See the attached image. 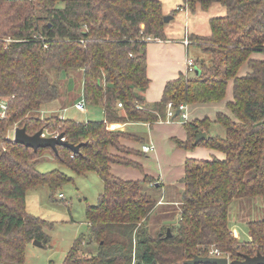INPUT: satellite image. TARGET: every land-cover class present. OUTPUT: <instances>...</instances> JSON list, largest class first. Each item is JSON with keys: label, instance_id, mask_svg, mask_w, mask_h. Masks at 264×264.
I'll return each instance as SVG.
<instances>
[{"label": "trees", "instance_id": "16d2710c", "mask_svg": "<svg viewBox=\"0 0 264 264\" xmlns=\"http://www.w3.org/2000/svg\"><path fill=\"white\" fill-rule=\"evenodd\" d=\"M184 4L205 11L219 4L226 15L209 20L210 35L191 36L209 57L207 63L199 62L200 74H181L168 82L162 100L149 107L144 97L150 85L147 45L166 40L161 1L0 0V100L7 106L5 117L0 116V264H25L34 241L49 247V226L27 213L26 193L41 185L54 193L73 177L60 170L38 171L46 150L75 175L96 172L104 183L97 204L86 210L89 234L73 243L62 264H185L195 256L209 257L212 247L231 261L264 254V220L249 222L250 238L240 241L228 217L235 200H264V59L254 58V53H264V0ZM242 67L245 75H240ZM51 71L69 78L80 72L86 105L101 108L105 120L40 117L42 106L60 98ZM230 82V115L186 123L188 139L176 141L181 149L206 147L223 157L186 159L178 221L151 236L145 224L156 203L142 186H153L154 179L125 181L112 173L113 165L142 169L113 151L122 152L121 139L143 140L111 132L108 125L152 126L166 117L170 102L176 109L180 104H218ZM212 123L222 126L223 137L209 135ZM14 128H25L31 136L40 130L46 137L64 134L70 144L83 146L78 154L62 146L57 154L50 148L35 152L9 137ZM201 131L208 139L195 144Z\"/></svg>", "mask_w": 264, "mask_h": 264}, {"label": "rangeland", "instance_id": "374dc122", "mask_svg": "<svg viewBox=\"0 0 264 264\" xmlns=\"http://www.w3.org/2000/svg\"><path fill=\"white\" fill-rule=\"evenodd\" d=\"M159 1L163 4V10L166 16L173 17V19L166 24V39L169 38L180 41L181 38H186L189 34L191 36H208L211 32L209 20L211 18L223 17L226 15V10L219 4H215L205 11L200 7H196L195 10H189L185 7L184 0ZM191 36L189 40H191ZM152 41L157 40L150 41L155 44ZM188 57L189 60L197 62L198 64L199 62H202V60L207 63L209 59V57L202 52L201 47L195 43L191 44ZM254 57L257 59H264V53H254ZM242 73H244L243 70L240 75H243ZM193 74L195 75V73L189 72L190 78L194 76ZM49 75L60 90V98L53 103L57 104L58 107L60 106V109L67 106L69 107L67 112L63 114L66 119L78 122L103 120L101 108L89 107L86 105V112H80L75 108L77 100L74 99L76 98V93L79 92L77 90H71L70 86H72V84L70 80L75 77L76 86L79 87L78 73L72 75L71 78L64 75L57 76L54 71H51ZM231 85L232 82L228 85L229 94H231ZM226 99L231 100L228 99V96H226ZM223 112L228 113V110L223 103L191 107L188 111L190 119L188 120V123L196 118L202 119L205 117L210 118L211 121H213L216 118L217 113ZM39 115L42 118H46L51 114L40 113ZM164 118L166 119V117ZM160 121L153 124L154 128L160 126L158 124L166 125ZM184 123L185 122L181 118H177V122L173 123L181 130L180 133L176 134L177 138L175 140L170 139L168 142L162 133L160 137L156 135L159 137L160 151H164L166 154L164 155V160L156 158L154 152H151L150 154H145L144 156L139 157L138 160L142 163V169H136L134 167H122V169L120 168L121 166H115L113 169L114 176L118 178L122 177V179L131 178L143 180L145 179V176H148L146 174L149 173L152 176H150L151 178L158 180L161 177V173H165L166 176L172 175L171 170H176L178 172L179 169H182L181 172H183L184 169L185 172V161L183 160V162L182 158L176 153V148H179L176 141L181 140L182 132H185ZM149 126L145 125V123H140L132 125L128 129L131 133L139 135L142 140L148 142L147 137L151 133ZM14 131L15 128L9 132V137L13 140L15 135ZM208 131L210 136L219 135L223 137L225 134L222 126L217 123H212L211 126H209ZM124 140L125 139L120 140L122 147L124 149L133 150L123 143ZM142 142H134L135 147L140 149L143 146ZM168 143L173 144L175 148H168ZM205 148L206 147L199 148V156L202 153L206 156L208 155ZM124 149L122 152L116 150L113 151L114 155L120 156L133 163H137L136 156L128 154V151ZM117 168H120V170L118 171ZM37 170L41 173L60 170L67 176L73 177V181L64 184L61 188L54 191V193H52L46 185H41L27 191L26 211L28 214L37 217L48 224L49 228L45 229V232L50 238V244L47 248H40L33 244L29 245L26 252L25 264H62L68 251L73 246V243L82 235L87 236L89 234L86 210L88 207L97 204L99 196L104 191V183L96 172L77 176L68 168L58 165L53 153L48 150L44 151V154L37 165ZM175 185L177 186H170L164 189L157 188L156 186L147 183H144L142 186V191L150 196L151 200L156 203L154 209L150 213L149 220L145 224L148 233L153 237H156L160 232L165 231L166 226H171L166 225V221L164 220L178 221L181 206L178 204L174 205V203L175 201H180L181 194L178 192V181ZM160 200L162 201L161 204L159 203ZM228 217L229 227L237 233L239 240L248 241L250 236L247 224L252 221L264 220V200L262 198L235 200L229 207ZM157 232L158 234H156Z\"/></svg>", "mask_w": 264, "mask_h": 264}, {"label": "crops", "instance_id": "0c3cea01", "mask_svg": "<svg viewBox=\"0 0 264 264\" xmlns=\"http://www.w3.org/2000/svg\"><path fill=\"white\" fill-rule=\"evenodd\" d=\"M164 14H165V12H164ZM165 16H166V14H165ZM190 36L191 35L189 34L188 37H186V38H190ZM186 38L185 37L181 38L180 41L168 38L166 40L152 41L155 44L150 42L147 45V66H148L147 75H148V78L150 79V85H149L148 89L146 90V92L144 94L147 106L152 107L155 103L160 102L162 100L163 92H164L165 86H166V84L168 82L177 80L180 77L181 74H184L185 76L190 78L189 70H188V66H187V61L189 59L188 56H189V51H190L191 45H189V46L185 45L184 41H185ZM195 63H196V65H195V70H196L198 68V63L197 62H195ZM242 70L244 71V73H242V74L245 75V73L247 72V68L246 67H242ZM242 70H240V74H241ZM194 73H195V71H194ZM81 76H82L81 73L78 72V78H79L78 82L80 84L79 87L76 86L75 77H74V79L70 80L72 86H70V82H69V86H70L71 90L72 91L77 90L79 92V93H76V98L74 99V100H77L76 103H75V108H76V104L82 98V92H83V84L82 83L83 82H82ZM229 93L230 92H229V86H228L227 92H226V96H228V99L232 100V97H233V84L231 85V94H229ZM229 96H231V97H229ZM231 100H227L226 97H225V99L222 102H220V103H223L225 105V107H226V104L229 101H231ZM54 103L52 102V103H49V104H46V105L42 106L41 113H44V114H58V115H60L61 118L66 119L63 114H65V112H67V109L69 107L67 106V107H63V108L60 109L59 108L60 106L58 107V105L54 104ZM220 103H218V104H220ZM208 105H215V104H208ZM197 106H204V105H201V104L189 105L188 106V111H189V108L197 107ZM101 113L103 115V120H105L104 111L102 110ZM223 113L230 115L229 112L228 113L227 112H223ZM205 118H202V119L201 118H198V119L196 118L193 121L203 120ZM215 119L213 120V122L215 121ZM193 121H190V122H193ZM160 122H163L166 125L158 124L160 126L154 128L153 125L149 126V124L145 123V125H148L150 127L151 133L147 137L148 142H145L143 140L142 145L143 146L144 145L154 146L155 148H154V150L152 152H154L155 157L156 158H160V160L161 159L164 160L165 159L164 155H166V154H165L164 151H160L159 141H158L161 133H162V135H164V137H165V139L167 141L170 140V139L171 140H175L177 138L176 134L180 133L181 130H180V128H177L176 125L173 124V123L177 122V118L175 120H173V121H169L168 120V118H167V110H166V119L165 118L161 119ZM135 124H140V123H114V124H109L107 129L109 131H111V132H121V133H124V134H128V135H131V136H136V137L140 138L139 135H137L135 133H131L129 131V129H128L130 126L135 125ZM156 135H158L159 137L156 136ZM187 139H188V134H187V131L185 129V132L184 133L182 132V139L180 141H186ZM123 143L125 145H128V147L132 148L133 150L138 151L143 156L146 154V153L143 152L142 147L140 149L135 147L134 141L125 139L123 141ZM168 144H169L168 148H170V147H172L173 149L175 148V146L173 144H171V143H168ZM199 148H201V147H197V148H195L193 150H185V149L176 148V150H177L176 153L179 155L180 158H182V161L184 160L185 162H186L187 158H195V159L206 160V159H210L212 157H218V158H222L223 157V154L221 152L214 151V150H211V149H208V148H205V151L207 152L208 155L206 156L204 153H202L200 155L202 157H200L199 153H198ZM203 157H205V158H203ZM135 158L137 159V163L142 165V163L138 160L139 156H136ZM115 166H121L120 168L125 167V166H122V165H113L112 166V173H113V169H114ZM120 168H117L118 171L120 170ZM181 170L179 169L178 172L176 170H173V171L171 170V174L172 175H169V176L168 175L166 176L165 173H163V174L161 173V177L158 180L153 178L155 180V183H154L153 186H156L157 188L164 189V188L170 187V186H177L175 184L178 181V183H179L178 192L181 194L183 192V183H182V181H183V178H184V175H185L184 169H183V172H181ZM146 175L151 176L149 173L146 174ZM119 178L122 179V177H119ZM122 180H125V181H142L140 179H131V178L122 179ZM157 184H158V186H157ZM159 203L161 204L162 201L160 200ZM175 204L180 205V201H175L174 205ZM178 205H176V206H178ZM164 221L173 222V220H164ZM174 221L177 223V220H174ZM165 224H167V223H165ZM156 234H158V232Z\"/></svg>", "mask_w": 264, "mask_h": 264}, {"label": "water", "instance_id": "95a60500", "mask_svg": "<svg viewBox=\"0 0 264 264\" xmlns=\"http://www.w3.org/2000/svg\"><path fill=\"white\" fill-rule=\"evenodd\" d=\"M172 19H173L172 16H165L164 23L167 24ZM195 73L197 75L200 74V70L197 68L195 70ZM179 115H180V111H177L176 117H178ZM14 132H15L14 141L16 143L24 145L28 148H32L35 152L38 151V149L50 148L57 154L58 147L62 146L68 148L74 154H78L80 153V149L83 146V144L80 145L70 144L64 139V134H59L58 136H54V137H46L44 136L43 131L40 130L39 132L31 136L27 134L25 128H16ZM195 138H196L195 144H198L200 141L207 140L208 135L206 132L201 131L196 134ZM166 223H167L166 225H173L176 222L173 221ZM167 236L168 237L171 236L170 229L167 230ZM33 245L40 248L44 247V245L39 241H34ZM185 264H228V259L195 256L192 260L187 261ZM231 264H264V254L259 253L254 257L244 256L243 260L232 261Z\"/></svg>", "mask_w": 264, "mask_h": 264}, {"label": "built area", "instance_id": "2783aa9c", "mask_svg": "<svg viewBox=\"0 0 264 264\" xmlns=\"http://www.w3.org/2000/svg\"><path fill=\"white\" fill-rule=\"evenodd\" d=\"M180 10H182V9H180ZM184 43L186 46H189V45H191L192 42H191V40H189V38H186ZM187 66H188L189 72L194 73L195 62L188 59ZM118 106L121 108L122 104H119ZM85 107H86V103H85V100L82 96L81 100L76 104V108L80 112H85L86 111ZM6 109H7L6 103L0 100V116L1 117H5ZM177 111H180V115L178 117H176ZM167 118L169 121H173L176 118H181L185 122L184 124L188 123V120H189L188 105L187 104H180V106L176 109L175 106L173 105V103L170 102L167 105ZM154 148H155L154 146H149V145L142 146V150L146 154L151 153L154 150ZM209 257L226 258V259H228V264H231V262H232L228 255L222 253L220 250L216 249L215 247H212V249L210 250Z\"/></svg>", "mask_w": 264, "mask_h": 264}]
</instances>
